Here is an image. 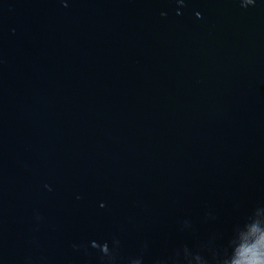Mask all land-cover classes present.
I'll return each instance as SVG.
<instances>
[{"label": "water", "instance_id": "1", "mask_svg": "<svg viewBox=\"0 0 264 264\" xmlns=\"http://www.w3.org/2000/svg\"><path fill=\"white\" fill-rule=\"evenodd\" d=\"M0 264H264V0H0Z\"/></svg>", "mask_w": 264, "mask_h": 264}]
</instances>
